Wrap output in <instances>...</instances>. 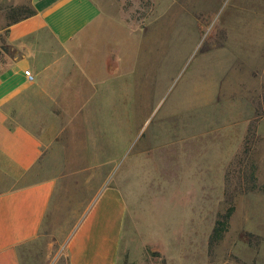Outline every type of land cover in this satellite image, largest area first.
<instances>
[{"label":"rangeland","instance_id":"1","mask_svg":"<svg viewBox=\"0 0 264 264\" xmlns=\"http://www.w3.org/2000/svg\"><path fill=\"white\" fill-rule=\"evenodd\" d=\"M93 1L81 56L104 63L111 94L100 114L89 88L87 109L68 114L65 100L33 117L48 143L37 178L56 186L20 264H68L67 240L109 184L127 207L118 264H264V0ZM32 2L0 0V59Z\"/></svg>","mask_w":264,"mask_h":264},{"label":"crops","instance_id":"2","mask_svg":"<svg viewBox=\"0 0 264 264\" xmlns=\"http://www.w3.org/2000/svg\"><path fill=\"white\" fill-rule=\"evenodd\" d=\"M32 4L30 16L7 27L14 54L0 59V264H20L21 247L44 228L56 186L54 179L37 178L36 165L48 143L38 135L33 117L55 114L65 100L70 101L68 114H75L68 112L75 103L87 109L82 103L89 88L95 97L88 114L92 109L100 114L111 94L100 77L104 63L81 56L98 19L94 1ZM126 214L123 191L113 184L102 188L67 240L68 264H118Z\"/></svg>","mask_w":264,"mask_h":264},{"label":"trees","instance_id":"3","mask_svg":"<svg viewBox=\"0 0 264 264\" xmlns=\"http://www.w3.org/2000/svg\"><path fill=\"white\" fill-rule=\"evenodd\" d=\"M32 14V13H31ZM30 14V15H31ZM30 15H28V16H30ZM27 16V17H28ZM26 18V17H25ZM262 189L264 190V184H263V186H262ZM231 212H232V208H230L228 211H227V213L225 214V215H223V217H222V221H218V223H217V225L218 226H216L215 228H214V230H213V235H212V240H211V242L213 243L214 241H216V239H218L220 236H221V233L223 232V231H225V228H226V224H227V220H228V218H229V216H230V214H231Z\"/></svg>","mask_w":264,"mask_h":264},{"label":"built area","instance_id":"4","mask_svg":"<svg viewBox=\"0 0 264 264\" xmlns=\"http://www.w3.org/2000/svg\"><path fill=\"white\" fill-rule=\"evenodd\" d=\"M24 76L26 77L27 81H32L33 80V75L29 70L24 71Z\"/></svg>","mask_w":264,"mask_h":264}]
</instances>
